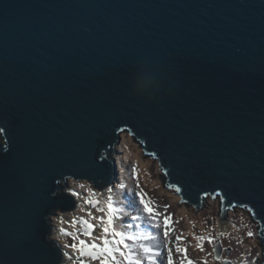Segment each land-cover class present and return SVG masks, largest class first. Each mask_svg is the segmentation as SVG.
<instances>
[{
	"label": "water",
	"instance_id": "water-1",
	"mask_svg": "<svg viewBox=\"0 0 264 264\" xmlns=\"http://www.w3.org/2000/svg\"><path fill=\"white\" fill-rule=\"evenodd\" d=\"M0 127V264H63L65 187L115 185L124 132L264 246V0H0Z\"/></svg>",
	"mask_w": 264,
	"mask_h": 264
},
{
	"label": "snow or ice",
	"instance_id": "snow-or-ice-1",
	"mask_svg": "<svg viewBox=\"0 0 264 264\" xmlns=\"http://www.w3.org/2000/svg\"><path fill=\"white\" fill-rule=\"evenodd\" d=\"M5 131L0 127V132ZM104 159L103 157H101ZM98 167H103L100 165ZM132 172L137 181L139 180V172L136 166L132 167ZM88 179H93L89 177ZM71 184L74 188H66L65 190L71 197H75L77 208L84 213L83 216H73L69 224L73 227V231L61 229V232L72 241L70 244H64L63 248L68 251L63 252V257L66 260H71L72 264H197L196 261L188 255L189 245L185 243L186 237L183 232L177 234L175 224L179 223L174 220V213L168 212L170 204L163 206L154 202L147 193L141 190L133 192L130 197L129 207L133 208L137 213L130 214L123 207L118 206L117 201L113 198V191L117 185L104 187L98 191L93 188L88 180L71 178ZM59 185L60 180H55ZM118 187L123 188L120 184ZM137 187L140 185L137 183ZM175 192H182L183 189L177 185H170ZM84 190V195L75 189ZM108 195L102 200L100 197L104 193ZM52 195H56L55 192ZM211 195V194H207ZM217 197L225 196V193H216ZM182 201L187 203L186 200ZM240 207L245 208L252 216L256 213L248 204H241ZM163 207V211H161ZM99 213V215H97ZM120 222L119 226L117 222ZM128 221H141L147 225L144 231L132 232L127 229L133 228L134 224ZM61 222L63 220L61 218ZM141 224H135L136 228H140ZM194 226V224H193ZM99 229V232H97ZM159 236V244L157 248L148 246L141 241H154ZM223 235V233H221ZM256 233L249 231V238L255 237ZM193 238L198 241L197 247L200 251H205L203 243H214L215 237L212 236H195ZM237 243H241L237 241ZM231 248H221L213 251L216 252L214 259L221 261L224 258L221 256V251H231ZM249 253L251 250L249 249ZM212 255V253H207ZM261 253L257 251L251 260V264H257V257ZM199 264H208L207 259L199 262ZM225 264H232L230 260L225 261Z\"/></svg>",
	"mask_w": 264,
	"mask_h": 264
},
{
	"label": "rangeland",
	"instance_id": "rangeland-1",
	"mask_svg": "<svg viewBox=\"0 0 264 264\" xmlns=\"http://www.w3.org/2000/svg\"><path fill=\"white\" fill-rule=\"evenodd\" d=\"M0 139H3L1 132ZM115 157L119 166L120 175L118 182L115 184L117 187L114 188L112 195L114 200L117 201L118 206L123 207L127 213L139 214L133 208L129 207V203L132 193L139 192L141 188L157 204L161 206L170 204L171 207L167 211L174 213L173 219L179 221V223L175 224L176 232L177 234L180 232L184 233L186 237L184 242L189 245L188 255L197 264L204 259H207L208 264H225L224 260H230L233 264H251V260L257 251L261 253V256L256 258L257 264H263L264 246L259 236L260 227L258 222L246 209L236 208L235 210H229L227 219L223 221L224 217L220 197L214 200L211 197L207 198L201 210H196L192 205L181 203L182 198L179 195L177 196L178 193L172 188L166 187V178L160 169L158 160L145 156L141 146L129 132L122 133V141L117 146ZM133 166H136L138 169V181L132 172ZM70 180L65 189L75 187L71 184ZM88 183L93 187L90 182ZM137 183L140 187H137ZM120 184L124 185V187H118ZM75 190L79 191L81 195L85 194L82 189L76 188ZM65 192L67 191L65 190ZM107 195L105 192L104 196L100 198L103 200ZM163 210V207H161V211ZM83 215L84 213L78 208L75 211L57 212L55 216H52L53 230L49 240L57 242L63 252L68 251V249L63 248V245L70 244L72 241L69 237L63 235L61 229L73 231L74 229L69 222L73 216L78 217ZM61 218L63 223L61 222ZM128 222L134 224L133 228L127 229L128 231L139 232L143 226L146 229L141 221L142 226L140 228L135 227V224H139V222ZM117 224L119 226L120 222L118 221ZM249 231L255 232V237L249 238L247 236V232ZM97 232H99V229H97ZM193 234L195 236H212L216 239L214 243L204 242L203 247L205 251L202 252L197 247L198 241L193 238ZM217 241L221 242L224 249H232L230 255H227L226 251H223L222 257L224 259L221 261L214 259L213 248ZM237 241L241 243H237ZM141 243H145L150 247H158L154 242L141 241ZM249 249L251 253H249ZM207 253H212V255H207ZM63 264H72V261L64 259Z\"/></svg>",
	"mask_w": 264,
	"mask_h": 264
},
{
	"label": "bare ground",
	"instance_id": "bare-ground-1",
	"mask_svg": "<svg viewBox=\"0 0 264 264\" xmlns=\"http://www.w3.org/2000/svg\"><path fill=\"white\" fill-rule=\"evenodd\" d=\"M140 214V213H139ZM137 222H139V224H141L140 223V221H137ZM145 227L147 228V225H145ZM145 230V228H144V226H143V228L141 229V230H139V231H144ZM154 235H157V240H154V241H149V242H154L156 245H158L159 244V236H158V234L156 233V232H154L153 233ZM145 242V241H144ZM153 248H155L154 246H153Z\"/></svg>",
	"mask_w": 264,
	"mask_h": 264
}]
</instances>
